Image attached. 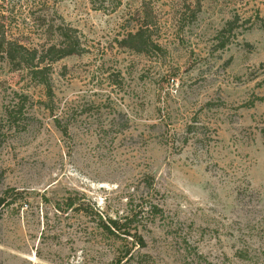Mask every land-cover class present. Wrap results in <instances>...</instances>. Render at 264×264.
Returning <instances> with one entry per match:
<instances>
[{
  "label": "rangeland",
  "instance_id": "374dc122",
  "mask_svg": "<svg viewBox=\"0 0 264 264\" xmlns=\"http://www.w3.org/2000/svg\"><path fill=\"white\" fill-rule=\"evenodd\" d=\"M48 1L11 35L47 46L62 20L85 51L52 63L51 111L0 61V264H132L66 205L114 219L141 196L162 209L144 264H264V0ZM144 21L150 55L120 44Z\"/></svg>",
  "mask_w": 264,
  "mask_h": 264
},
{
  "label": "trees",
  "instance_id": "16d2710c",
  "mask_svg": "<svg viewBox=\"0 0 264 264\" xmlns=\"http://www.w3.org/2000/svg\"><path fill=\"white\" fill-rule=\"evenodd\" d=\"M48 0H0V61L6 62L13 71L25 72L30 80L45 90L47 102L44 106L51 111L49 107L53 99L51 85V65L55 61L65 57L81 55L85 49L82 48L77 37L76 30L67 28L65 30L64 22L52 26L55 38L54 43L47 46L27 47L19 42L10 30L18 27V22L23 13L28 17H34L35 20L42 21L49 12L50 5ZM95 10L106 12L115 11L121 4V0H91ZM55 14V12H54ZM151 23L145 21L138 24V27L129 33L120 41V44L135 53L150 55L161 51V48L151 39ZM239 28L236 20L228 22L220 35L225 32H232ZM228 40L221 43L220 49L228 45ZM56 127L62 134L67 130L60 127L56 121ZM13 192V191H12ZM12 202H18L13 195ZM66 205L74 214L85 218H91L95 227L101 234L107 235L115 241H122L126 244L117 252L121 257L116 262L125 260L126 263L144 264L142 257L147 255H138L139 250L146 248L145 237L141 231L145 228L143 219H147L152 225L157 219L162 218V209L154 203L153 198L141 196L137 209H130L125 215L118 218L103 219L101 214L88 213L82 206H75L73 199L68 198ZM4 204V205H3ZM11 203H4L0 199V208L9 206ZM3 205V206H2ZM143 228V229H142ZM137 253V255H135ZM114 264V263H111Z\"/></svg>",
  "mask_w": 264,
  "mask_h": 264
}]
</instances>
